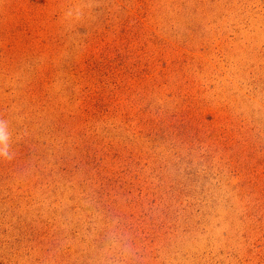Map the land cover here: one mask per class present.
Listing matches in <instances>:
<instances>
[{"label":"rangeland","instance_id":"374dc122","mask_svg":"<svg viewBox=\"0 0 264 264\" xmlns=\"http://www.w3.org/2000/svg\"><path fill=\"white\" fill-rule=\"evenodd\" d=\"M0 121V264H264V0H0Z\"/></svg>","mask_w":264,"mask_h":264},{"label":"clouds","instance_id":"9594fccd","mask_svg":"<svg viewBox=\"0 0 264 264\" xmlns=\"http://www.w3.org/2000/svg\"><path fill=\"white\" fill-rule=\"evenodd\" d=\"M8 140H9V135L6 130L5 123L3 121H0V145L3 146L0 147V156L6 155Z\"/></svg>","mask_w":264,"mask_h":264}]
</instances>
